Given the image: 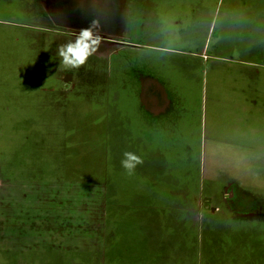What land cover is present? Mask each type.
<instances>
[{
    "label": "rangeland",
    "instance_id": "1",
    "mask_svg": "<svg viewBox=\"0 0 264 264\" xmlns=\"http://www.w3.org/2000/svg\"><path fill=\"white\" fill-rule=\"evenodd\" d=\"M162 1L128 0L124 11L98 14L100 31L117 39L99 44L112 56L95 53L65 71L57 48L82 29L73 12L55 0H0V167L37 212L28 232L19 224L0 233V264H132L138 235L157 233L138 206L150 189L154 200L159 184L176 196L181 168L189 184L193 175L198 184L224 169L264 168V35L245 41L246 21L231 24L250 7L240 16H253L248 28L262 33L264 0H224L226 16L219 0ZM146 79L159 83L174 109L156 156L136 151L132 140L140 133L130 107ZM179 127L195 137L192 148L204 146L195 166L191 159L185 168L184 144L169 141L182 137ZM127 150L143 156L132 175L117 160ZM253 176L244 193L260 204L250 210L254 225L238 232V244L214 224L197 264H224L232 252L240 264H264V171ZM198 203L194 218L210 211Z\"/></svg>",
    "mask_w": 264,
    "mask_h": 264
},
{
    "label": "crops",
    "instance_id": "2",
    "mask_svg": "<svg viewBox=\"0 0 264 264\" xmlns=\"http://www.w3.org/2000/svg\"><path fill=\"white\" fill-rule=\"evenodd\" d=\"M204 3H207V0L201 1L199 5ZM220 4L224 16L226 13L224 12V0L217 2L218 6ZM242 7L237 11V19L235 21L232 22L233 19L229 17L225 18L226 21L232 22L233 29H235L234 26L239 21H246L243 23L244 26H247L245 28L247 33L244 36V40L247 41L248 38L254 39V41L260 39L264 35V31L261 33L258 29L248 28L256 25L255 18L253 16L252 18H248L246 15V18L240 16L243 13L247 14L254 11H251L252 9L250 7ZM222 23V29H224V19ZM136 97L134 101L137 103V107L135 108L134 105H131L130 108L134 116H136L137 128L140 134L132 140L133 142H137L138 146L136 151L142 150L150 156H154V154L156 156L159 149L158 141L161 140L164 128L170 124L167 122V119L170 116L172 117L174 109L168 100H164V92L159 86V83L150 79L142 81L140 92ZM44 121L46 125L47 120L45 119ZM186 131V127H179V134L181 133L182 137L179 140H169L170 142L176 141L177 143L184 144V150L182 151H184L183 161L186 160V164L183 162L182 164L185 165V168L191 159L195 166L198 152L204 150V146L201 145L198 149L191 147L190 142L195 137H188ZM148 141H156L158 143H151V148H148L146 145ZM123 158L121 157L117 160L121 162ZM140 158L143 159V156L140 155ZM4 170L5 167H0V176L3 178H0V186L2 184V187H0V230H3L0 233H14L16 226L19 224L21 231L25 230L28 232L29 224L35 222L37 219L36 205L32 202L31 197H28V200L25 195H23V199L19 198V193L14 190L16 188L20 189V183ZM158 171H163L162 166L159 167V170H156V173ZM258 171H264V168L258 169L256 165L255 167L250 165V168L248 170L246 169L245 173L243 170H235L234 168L224 169V172L216 171L212 173V177L209 179L210 181L198 184L195 183L193 175V182L189 184L184 178L186 172L181 168L177 171L179 173V186L175 185L174 187V193H177L176 196L168 198L165 184H159L157 187L161 190L158 193L156 189L155 196L157 200H154L152 199L150 189L147 197L150 200L144 198L138 206L140 210L148 212L146 215L147 222L156 223L158 234L156 233V235L150 236L144 233L143 235H138L141 240L137 244H134V249L140 252V254L138 257L132 259V264H178V261L197 264L202 254L200 249L203 240H208L210 235L214 234L208 232L215 227L221 233H224V237L238 241L239 244V235L242 233L238 232L246 227V225H250L249 227L254 225V215H244L239 210L228 207V203L226 202L233 200L231 195L236 194L237 189L249 188L250 175H254L251 178L255 180V175ZM261 180L264 185V178ZM230 186L235 189V192L231 191ZM5 187L11 189V192L7 195H4L2 191ZM254 188L257 189L255 186ZM200 197H208L212 200L211 203H205L210 208V211L199 216V218H194L193 214L197 215L199 213L198 208L201 206V203L196 204ZM20 199L24 207L21 206L19 208L18 204L21 201ZM196 206L198 207L196 208ZM132 215L140 214L133 213ZM167 222L171 224L170 228L167 227ZM26 223H28L27 230ZM214 224L216 226L211 228ZM258 225L259 223L255 227ZM32 229L34 231L35 226ZM228 232L235 233L230 234ZM252 237L253 235L251 233L249 239ZM138 244H140V247ZM237 253L232 252L231 257L228 253L224 254V264H240L239 257L236 255Z\"/></svg>",
    "mask_w": 264,
    "mask_h": 264
},
{
    "label": "flooded vegetation",
    "instance_id": "3",
    "mask_svg": "<svg viewBox=\"0 0 264 264\" xmlns=\"http://www.w3.org/2000/svg\"><path fill=\"white\" fill-rule=\"evenodd\" d=\"M55 2L58 3L59 6L69 8L73 12V14L78 18V20L81 22L82 29H86L90 27L93 21L96 22V17L98 14L100 16L104 14H112L117 7H120L122 11L126 10L128 7V0H55ZM96 31L101 37V41L103 40L109 43V40L112 39V44H109V46H116L115 43L117 42V39L111 38L103 34L100 31L99 24ZM98 55H103V54H98ZM106 55L108 56L107 60H109L112 54L111 55L106 54ZM71 83L72 81L70 77H67L65 81V86L66 87L70 86ZM230 187H231V191L235 192V189L232 188V186ZM244 192L245 191L242 188L237 189L236 194L234 193L235 195L234 194L231 195V198H233V200L228 201L226 203H228V207L237 209L240 212H242L244 215H248V214L253 215L250 212V210L259 208L260 204L257 203L258 200H256L255 197L250 196L247 193L245 194ZM199 200L202 201V203L204 204L211 203L212 201L208 197H200L196 205H198Z\"/></svg>",
    "mask_w": 264,
    "mask_h": 264
},
{
    "label": "clouds",
    "instance_id": "4",
    "mask_svg": "<svg viewBox=\"0 0 264 264\" xmlns=\"http://www.w3.org/2000/svg\"><path fill=\"white\" fill-rule=\"evenodd\" d=\"M97 28V22L93 21L90 27L82 29L76 35L74 42L69 41L58 46L59 68L65 71L78 70L85 65L89 57L96 53L101 42ZM142 163V159L132 152H125L121 160V166L129 175H132L135 168Z\"/></svg>",
    "mask_w": 264,
    "mask_h": 264
},
{
    "label": "bare ground",
    "instance_id": "5",
    "mask_svg": "<svg viewBox=\"0 0 264 264\" xmlns=\"http://www.w3.org/2000/svg\"><path fill=\"white\" fill-rule=\"evenodd\" d=\"M110 52H111V48H105V47L99 45V47H98V49L96 51V54L97 55L98 54L106 55V54H109Z\"/></svg>",
    "mask_w": 264,
    "mask_h": 264
}]
</instances>
